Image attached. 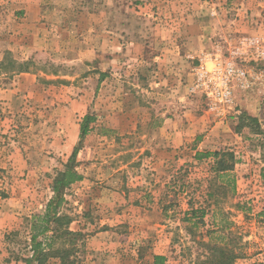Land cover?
<instances>
[{"label":"rangeland","instance_id":"374dc122","mask_svg":"<svg viewBox=\"0 0 264 264\" xmlns=\"http://www.w3.org/2000/svg\"><path fill=\"white\" fill-rule=\"evenodd\" d=\"M10 1L0 0V13ZM106 1H46L56 23L59 12L90 21L77 26L79 51L83 45L95 50L102 32L121 36L105 44L104 62L70 59L60 46L22 61V54L0 47L2 91H14L11 59L28 62L37 77L36 88L19 92L11 105L0 96V197L19 193L32 216L43 214L54 197L53 178L78 147L76 167L84 180L67 190L63 212L73 218L70 230L83 236L57 239L52 249L71 254L64 262L52 255L47 264H93L111 253L126 258L122 264L154 254L164 256V264L227 258L229 264H264V0H161L142 10L122 0V25L116 2ZM83 8L90 12L85 19ZM20 23L0 18V41ZM254 39L259 46L251 45ZM120 45H130V56L119 62ZM228 62L246 79L235 82L232 107L210 111L208 98L191 92L196 71L202 63L212 71ZM100 68L108 70L104 84ZM77 94L87 103L74 113L64 102ZM138 113L153 121L136 126ZM87 115L95 122L79 144ZM166 117L195 126L185 147L156 153L152 131ZM119 123L128 127L126 135ZM216 151L236 155L231 183L215 178L213 158L196 157ZM30 220L7 236L10 259L30 256ZM214 245L225 253L218 262L210 258Z\"/></svg>","mask_w":264,"mask_h":264},{"label":"crops","instance_id":"0c3cea01","mask_svg":"<svg viewBox=\"0 0 264 264\" xmlns=\"http://www.w3.org/2000/svg\"><path fill=\"white\" fill-rule=\"evenodd\" d=\"M47 0H12L10 1L11 4L8 2L6 7L3 9H6V12L0 13V18L3 19V17H6L9 19V21L14 20L21 21V23L14 27L12 30L8 31V34L1 35L4 41H0V47L2 45L4 47H7L10 51H15L16 53H20L23 55L24 59L22 61H28L31 58L32 54H46L48 51L52 50L55 46H60L59 49L63 48L62 51H64V55L66 54L67 57L70 59L72 58H79L81 60V57L84 61H90L93 62L95 59H101L102 62L105 60V48L106 46L110 45V40L117 41L120 39V35H116L117 39L115 37L112 38L111 33L102 32L98 38H100V42H103V49L100 50L99 45L96 46L95 50L94 48L91 50L92 45L87 46H81V51H79V46L76 43V38L78 37V34L76 33L77 26L81 27L82 24H90V21L82 20L79 21V16L76 17V15L72 16L75 18H72L70 16L67 17V15H64V12H59L57 15L58 18H60V21L56 23L54 18H52V13L54 11L50 10V6L47 5ZM116 2L118 9V23L119 25L125 24L124 19L126 16H124V11H120L121 8V2L122 0H114ZM125 1V0H124ZM135 3L133 5L134 8L137 9H146L148 7H156L158 3H160L161 0H134ZM150 1V2H149ZM106 2H111V0H107ZM158 2L157 4H155ZM4 13V16H3ZM89 10L83 8V11L81 13V16H89ZM8 14V15H7ZM123 14V15H122ZM66 17V18H65ZM63 18V19H62ZM85 19V17H84ZM103 24L107 23V20L104 18L101 21ZM125 26V25H124ZM128 37V36H126ZM132 40L129 38V41ZM13 41V43H12ZM93 41V40H89ZM106 44V46H105ZM120 49H116L118 52V56L114 57V60L116 58L120 60L125 59V57H129V46L120 45ZM132 46H137L138 43H134ZM68 48V49H67ZM103 51V52H101ZM83 52V53H80ZM101 52V53H100ZM71 53V54H69ZM27 55V56H26ZM26 56V57H25ZM67 59L65 62H70ZM75 60V59H74ZM81 60V61H83ZM17 61V60H16ZM114 62V61H113ZM106 63L103 64L102 67H104ZM100 83L104 84L106 81L107 76L104 75L108 70L104 68H100ZM36 75H33L29 72H23L20 74H16V82L14 83V91L13 89H10V87L5 88L3 91L0 89V96L4 95L5 97H8L7 99H10L9 102H7L9 105H11V102L17 101L21 98H17V96L20 93H23L29 89V87H32L31 89L36 88ZM66 78V77H63ZM75 79V78H74ZM29 82V83H28ZM28 83V84H27ZM30 85V86H28ZM40 87V85L38 86ZM2 97V96H1ZM87 98V96H86ZM86 98L83 97V95L77 94L75 98H71L70 100H67L64 103H67L70 108H72V111H77L76 109L79 106H83V104L87 103ZM6 99V98H5ZM75 113V112H74ZM138 113L135 115L137 124L136 126L143 127L146 125V123L153 121V118L151 116L146 117L144 116V113ZM125 116V117H124ZM127 115H123V118L127 120ZM109 118V117H108ZM117 119H115L116 121ZM177 123H174V121L170 118H165L162 120L160 124H155L152 138L155 140V146H151V150H155L157 153L158 151L166 152L170 148H182L185 147L187 142L191 140L192 136V129L191 127H194L195 125L182 123L181 121H176ZM119 130L122 132V135H126V131L128 127H123L121 123L117 124ZM80 127V125H79ZM138 128V127H137ZM136 128V129H137ZM78 128H76L77 130ZM118 134V133H117ZM152 145V144H151ZM31 206L28 201L25 200V198H22L21 195L18 193L12 194L8 197H0V264H3V262H6L5 264H26L24 262L25 258H31L32 253L30 251V243H28V251L29 255L28 257H24V259H10V242H8V235L11 231L19 229L20 225L23 223V219L26 217L32 218V212H30ZM72 231L73 228L71 229ZM84 232V231H83ZM29 234V233H28ZM7 237V238H6ZM30 242V238L28 239ZM129 245V244H127ZM125 247H128V246ZM139 246V245H138ZM138 246H133L135 249H139ZM113 247V244H110L109 248ZM119 247V246H118ZM116 254H110L106 258H97L94 260L93 264H122L124 263L125 259L122 255L115 256ZM125 255V254H124ZM161 256L159 254H154V256L151 257V259L146 258L144 259H138L140 261V264H155V257ZM5 259V260H4ZM148 260V261H147Z\"/></svg>","mask_w":264,"mask_h":264},{"label":"trees","instance_id":"16d2710c","mask_svg":"<svg viewBox=\"0 0 264 264\" xmlns=\"http://www.w3.org/2000/svg\"><path fill=\"white\" fill-rule=\"evenodd\" d=\"M28 62H19L15 59L9 60L8 66L16 68L15 74L29 72L27 66ZM3 65V64H2ZM95 122L92 116H85L80 131V143L90 133V124ZM79 148L73 150V154L69 159L68 164L65 165L64 170L58 172L53 178L52 192L54 197L49 201L46 210L43 214H34L29 221L30 223V251L31 258H25L26 264H47L49 257L52 255H60L62 262L65 258L70 256L71 252L67 249L53 250V245L57 239L64 237L66 242H73L77 238L82 237L81 232H74L70 230V225L73 223V218L63 212V205L66 204V192L73 185L84 180V176L77 171L76 157ZM198 160L214 159L212 167L215 178L231 183V172L237 163V158L234 152L220 151V152H206L197 153ZM210 258L214 257L216 262L221 257L225 256L224 249L216 245L210 247ZM166 258L164 256H156L155 264H164ZM210 260V259H209ZM230 258L226 261H221L218 264H229ZM68 264H75L69 262Z\"/></svg>","mask_w":264,"mask_h":264},{"label":"built area","instance_id":"2783aa9c","mask_svg":"<svg viewBox=\"0 0 264 264\" xmlns=\"http://www.w3.org/2000/svg\"><path fill=\"white\" fill-rule=\"evenodd\" d=\"M260 40H252L251 45L259 46ZM246 73L234 66L233 62L226 63L225 67L215 64L210 71L205 63L196 71V82L191 87L192 93H200L208 98L210 111H218L220 107H232L234 101L235 82L244 83Z\"/></svg>","mask_w":264,"mask_h":264}]
</instances>
